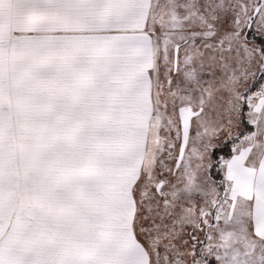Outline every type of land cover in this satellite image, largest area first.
Returning <instances> with one entry per match:
<instances>
[{"label": "snow or ice", "instance_id": "6c2138e0", "mask_svg": "<svg viewBox=\"0 0 264 264\" xmlns=\"http://www.w3.org/2000/svg\"><path fill=\"white\" fill-rule=\"evenodd\" d=\"M0 264H264V0H0Z\"/></svg>", "mask_w": 264, "mask_h": 264}]
</instances>
